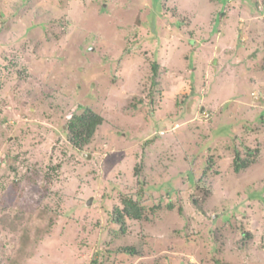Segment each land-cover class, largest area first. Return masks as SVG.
Wrapping results in <instances>:
<instances>
[{
	"label": "rangeland",
	"instance_id": "obj_1",
	"mask_svg": "<svg viewBox=\"0 0 264 264\" xmlns=\"http://www.w3.org/2000/svg\"><path fill=\"white\" fill-rule=\"evenodd\" d=\"M0 264H264V0H0Z\"/></svg>",
	"mask_w": 264,
	"mask_h": 264
},
{
	"label": "trees",
	"instance_id": "obj_2",
	"mask_svg": "<svg viewBox=\"0 0 264 264\" xmlns=\"http://www.w3.org/2000/svg\"><path fill=\"white\" fill-rule=\"evenodd\" d=\"M157 62L154 63L152 66L153 75L152 81L153 84L157 85L158 81L156 80V72H157ZM154 85V86H155ZM104 118L101 114L93 111L92 109L88 108L85 112L81 114H74L72 118H70L68 122V134L71 137L75 138L76 144L81 146L82 144L89 142L92 138L96 128L102 124ZM251 160L242 159L240 154L237 153L233 159L234 170L239 172L241 168L247 167L250 165ZM195 203L197 201L193 200ZM124 206L123 208L115 207L114 210L110 213L111 220L116 224H119L120 232H126L127 230V218L130 220L136 219L141 220L146 217L145 207L141 204V199L138 197L137 199L132 196H126L123 199ZM169 207H173V204H168ZM159 208V205L156 207H152L153 211H156ZM180 212H182V207H179ZM124 252H134L135 249L131 247H125L122 249Z\"/></svg>",
	"mask_w": 264,
	"mask_h": 264
}]
</instances>
